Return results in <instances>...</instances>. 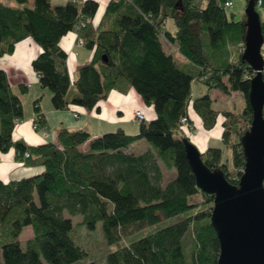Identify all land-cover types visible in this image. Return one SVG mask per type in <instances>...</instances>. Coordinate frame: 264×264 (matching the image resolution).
<instances>
[{"label": "trees", "instance_id": "trees-1", "mask_svg": "<svg viewBox=\"0 0 264 264\" xmlns=\"http://www.w3.org/2000/svg\"><path fill=\"white\" fill-rule=\"evenodd\" d=\"M6 1L13 5L0 2V58L32 39L41 48L32 67L41 88L51 91L54 109L77 105L93 110L112 91L135 90L156 118L141 122L135 135L119 129L92 137L85 130L63 128L57 143L29 146L14 139L23 103L0 69V151L14 149L24 166L44 168L35 177L0 181V264L87 259L66 213L82 216L80 225L89 231L101 224L108 244H122L106 256V264H218L220 243L211 221L215 198L198 188L185 141L192 142V111L205 131L221 122L224 149L209 148L202 158L210 169L223 170L231 184H239L245 167L241 139L253 120L248 97L256 75L243 60L246 15L236 21L226 7L230 0H108L94 24L100 6L95 0L60 5L33 0L31 6L28 0ZM81 20L89 23L77 30ZM262 28L264 34L263 22ZM71 32L93 55L80 68L77 95L69 100L68 55L60 42ZM194 81L207 89L195 99ZM19 91L25 94L28 88L21 85ZM213 91L240 92L246 106L239 113L217 110ZM35 111L36 130H44L39 101ZM141 140L153 149L128 152ZM226 151L230 155L224 159ZM197 194L201 198L194 200ZM177 217L178 222L164 225ZM30 227L33 237L24 249L21 236Z\"/></svg>", "mask_w": 264, "mask_h": 264}, {"label": "crops", "instance_id": "crops-1", "mask_svg": "<svg viewBox=\"0 0 264 264\" xmlns=\"http://www.w3.org/2000/svg\"><path fill=\"white\" fill-rule=\"evenodd\" d=\"M97 1H99L100 5H104L105 9L109 3L108 0ZM28 2L30 6L33 4V0H28ZM5 4L13 5L11 2ZM260 17L264 23V10L262 11V15L260 14ZM99 21L96 23L93 21V23L98 24ZM60 46L68 55L66 64L71 79V89L68 98L72 100L77 95L74 83L78 79L79 70L91 62L93 53L83 44H80V39L75 32H71L62 38ZM40 53L41 48L32 39H26L17 45L12 55L0 58V69L7 73L12 89L20 95L23 103L24 116L22 121L16 124L14 131L15 140H22L29 146H40L50 142L57 143V134L63 128L71 131L85 130L92 137L116 132L119 129L124 130L128 134L135 135L139 132L140 127V123L133 122V116L136 111L143 112L147 122L156 118L154 108L146 105L135 90H129L126 93L112 91L108 99L101 102L93 110H88L77 105H71L65 110L54 109L51 101V91L41 88L39 75L32 67L33 61ZM177 56L179 62H185L182 56ZM21 85L27 86V93H20L19 86ZM204 93V90L200 92L201 95H204ZM239 93L232 92L229 95H225L220 91H213L211 96L214 101L218 98L225 101L232 96L245 99ZM36 101H39L41 112L46 118L47 126L44 130L34 129V121L37 117L35 111ZM232 112L238 113L236 111ZM190 115L197 130V134L191 135V139L201 153H205L209 148L224 149L221 141V122L212 131H205L201 120L196 114L192 111ZM43 172L44 168L42 167H26L18 162L14 149L8 153L0 151V181L4 183L35 177ZM26 232H28V237L25 241L33 237L31 227L26 229Z\"/></svg>", "mask_w": 264, "mask_h": 264}, {"label": "water", "instance_id": "water-1", "mask_svg": "<svg viewBox=\"0 0 264 264\" xmlns=\"http://www.w3.org/2000/svg\"><path fill=\"white\" fill-rule=\"evenodd\" d=\"M257 0H249L243 60L256 75L251 80V127L241 144L245 167L238 185L223 170L210 169L198 147L185 141L186 156L198 188L214 195L211 221L220 243L218 264H264V34Z\"/></svg>", "mask_w": 264, "mask_h": 264}, {"label": "rangeland", "instance_id": "rangeland-1", "mask_svg": "<svg viewBox=\"0 0 264 264\" xmlns=\"http://www.w3.org/2000/svg\"><path fill=\"white\" fill-rule=\"evenodd\" d=\"M1 2L8 3L6 0H0ZM97 1V0H95ZM233 2V6L231 8H228V13H233L235 15V20L240 21L243 19V16L245 15L246 12V6H247V0H231ZM69 0H52V3L54 5H60V4H66L68 3ZM99 2V1H98ZM258 9V8H257ZM264 9H258L259 13L262 15V11ZM105 12V6L100 5L98 12L94 18V22L96 23L101 19ZM171 29H173L172 26H170ZM204 90V92H207V89L203 86L202 83L198 81H194L193 83V98H198L201 97L202 95L200 92ZM204 93V94H205ZM223 94V93H222ZM240 94V93H239ZM243 94H241L242 96ZM244 98V97H243ZM214 108L217 110H232L236 112H241L243 108L246 106V101L245 99H242V97H237L232 96L227 98L225 101L224 99L218 98L217 100L214 101ZM113 133V132H112ZM133 135V134H132ZM220 144V143H219ZM149 149H153V147L145 140H141L133 145H131L128 148V152L135 153V154H142L146 152ZM230 153L226 151L224 155V159H227L229 157ZM201 198L200 194H197L193 197L194 200H198ZM66 217H69L73 220L74 223V233L73 237L76 242V244L81 247L83 250H85L88 254L89 257L85 260L77 261L71 264H87L90 262H97L98 264H106V256L117 250L118 248L121 247L122 244H114L110 245L107 243L102 228L101 224H98L97 228L94 231H89L86 227L80 225L82 222V216H70L68 213H66ZM180 220L179 217L170 220L166 222L164 225L176 223ZM148 232L149 230H144L143 232ZM28 237V232L26 230L21 236V241L23 248H26V243L25 239ZM130 239H125L123 241V244H128ZM2 257V252L0 250V258Z\"/></svg>", "mask_w": 264, "mask_h": 264}, {"label": "built area", "instance_id": "built-area-1", "mask_svg": "<svg viewBox=\"0 0 264 264\" xmlns=\"http://www.w3.org/2000/svg\"><path fill=\"white\" fill-rule=\"evenodd\" d=\"M115 1H117V0H115ZM72 2H74V3H80V0H72ZM233 6V3L231 2V1H228L227 3H226V7L227 8H231ZM257 8L258 9H264V4H263V1L262 0H259L258 1V3H257ZM89 23V21H87V22H85V21H83V20H81V22H80V24L78 25V27H77V30H80V29H82V28H84L85 26H86V24H88ZM80 44H83L82 43V41L80 40ZM244 50H245V46L243 47V49H242V51L244 52ZM262 54H263V56H264V45H263V47H262ZM77 117V116H76ZM146 120V117H145V115H144V113L143 112H141V111H136L135 113H134V116H133V122L134 123H141V122H143V121H145ZM187 119H184V124H187ZM37 128V125L34 123V129H36ZM190 134L191 135H196L197 134V130H196V128L195 127H193V128H190ZM28 156V155H27Z\"/></svg>", "mask_w": 264, "mask_h": 264}]
</instances>
